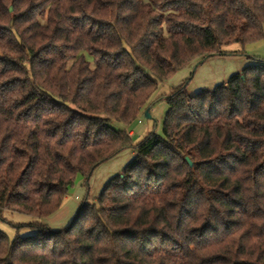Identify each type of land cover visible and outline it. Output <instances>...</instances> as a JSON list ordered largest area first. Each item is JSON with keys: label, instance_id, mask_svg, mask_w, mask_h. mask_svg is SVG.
I'll list each match as a JSON object with an SVG mask.
<instances>
[{"label": "trees", "instance_id": "trees-1", "mask_svg": "<svg viewBox=\"0 0 264 264\" xmlns=\"http://www.w3.org/2000/svg\"><path fill=\"white\" fill-rule=\"evenodd\" d=\"M261 39L264 0H0V221L17 229L0 264H264V59L173 87L163 134L126 128L160 83ZM128 148L68 226L43 221Z\"/></svg>", "mask_w": 264, "mask_h": 264}, {"label": "rangeland", "instance_id": "rangeland-1", "mask_svg": "<svg viewBox=\"0 0 264 264\" xmlns=\"http://www.w3.org/2000/svg\"><path fill=\"white\" fill-rule=\"evenodd\" d=\"M229 47L226 48L232 51L229 54L212 56L201 63L196 69L183 70L172 76L168 81L159 84L158 89L153 93L148 104L142 109L138 117L129 126H125L129 133L133 132V135L136 133V137L139 136V139H136L134 143L141 141L149 131L163 134L164 118L169 108L166 96L173 87L188 81V90L192 94L204 89H211L228 79L232 74L240 72L251 62V57L264 59V39L247 43L244 47L238 44H232ZM1 55L2 51L0 50ZM148 107H150L151 118L145 116V111ZM116 125L122 126L118 123ZM134 154L132 148L125 149L113 159L100 164L88 179L84 177L76 179L74 184L69 188L64 200L65 205L69 203L70 209L63 212L60 220H58L59 222L57 218L55 219L59 225H55L53 221L52 224L57 228L68 226L77 215L80 205L85 201L94 203L106 182L113 176L120 174ZM5 217L13 223H26L36 218L10 210L5 211ZM0 229L5 231L10 237H14L17 233V229L4 221H0ZM31 233V229L29 228H23L20 231L22 236Z\"/></svg>", "mask_w": 264, "mask_h": 264}, {"label": "crops", "instance_id": "crops-1", "mask_svg": "<svg viewBox=\"0 0 264 264\" xmlns=\"http://www.w3.org/2000/svg\"><path fill=\"white\" fill-rule=\"evenodd\" d=\"M227 80V79H226ZM224 80V81H226ZM131 133V132H130ZM135 133V132H134ZM132 135V138L134 141H136V139H139V136L136 137V133L133 135V132L131 133ZM76 198L79 199L78 196H76ZM69 203H67L66 205L63 204V206L60 208V210H58L56 213H54L53 215L49 216V217H46L43 219L44 222H46L51 228L53 229H58L57 227L54 226V224H52V221L53 223L55 222V225L57 224V221L60 220V217L61 215L63 214V212H65L66 210L70 209V207L68 206ZM57 218V221H55V219ZM33 220H36V218H34ZM49 221V222H48ZM51 222V223H50ZM59 222V221H58ZM59 225V224H57Z\"/></svg>", "mask_w": 264, "mask_h": 264}, {"label": "water", "instance_id": "water-1", "mask_svg": "<svg viewBox=\"0 0 264 264\" xmlns=\"http://www.w3.org/2000/svg\"><path fill=\"white\" fill-rule=\"evenodd\" d=\"M198 65H199V63H197V64L195 65L194 69H196ZM145 116H146L147 118H151L150 107H148V108L146 109V111H145Z\"/></svg>", "mask_w": 264, "mask_h": 264}]
</instances>
